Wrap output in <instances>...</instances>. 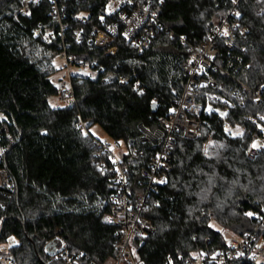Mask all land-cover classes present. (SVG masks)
<instances>
[{
	"label": "trees",
	"instance_id": "obj_1",
	"mask_svg": "<svg viewBox=\"0 0 264 264\" xmlns=\"http://www.w3.org/2000/svg\"><path fill=\"white\" fill-rule=\"evenodd\" d=\"M135 1L157 11L161 27L142 51L119 32L113 40L117 52L107 53L87 42L93 29L102 27L107 0H58L65 7L63 33L52 20L51 0L32 3L27 15L21 13L24 0H0V241L17 238L11 254L19 264L56 263L44 250L56 235L67 240L71 252L111 264L119 237V228L107 219L112 174L100 167L98 137L88 129L99 123L114 142L125 143L135 190L141 168L156 150L141 139L139 125L155 129L181 98L187 80L183 63L206 40L209 26L234 7L246 32L237 35L233 49L220 44L217 62L231 73H216L221 79L216 90L235 101L234 125L256 128L247 117L264 112L251 92L264 87V0ZM77 13H88V20H78ZM79 26L80 41L74 34ZM48 30L55 31L52 41L44 38ZM64 48L103 71L75 72L74 99L54 105L50 98L58 97V84L52 75ZM203 117L198 137L175 133L167 182L142 211L156 226L154 233L135 238L146 264H165L177 252L226 248L227 236L215 223L243 232L264 217V149L249 158L247 132L232 135L216 114Z\"/></svg>",
	"mask_w": 264,
	"mask_h": 264
},
{
	"label": "built area",
	"instance_id": "obj_2",
	"mask_svg": "<svg viewBox=\"0 0 264 264\" xmlns=\"http://www.w3.org/2000/svg\"><path fill=\"white\" fill-rule=\"evenodd\" d=\"M41 0H24L21 9L23 15L30 11L32 3ZM52 20L60 24L61 33L67 29L63 21L65 7L59 5L58 0H51ZM240 11L234 7L227 14L222 15L209 26L206 40L196 46L187 61L183 63V69L187 73V80L180 99L173 104L169 112L159 117V125L150 129L143 123L139 125L141 139L151 142L156 148L150 156L148 166L141 168L139 186L131 188V176L125 158L129 156L126 146L124 152L117 151L116 146L121 143H113L98 137L96 140L99 151L97 153L100 167L112 174V191L109 199L111 212L108 221L119 228L116 240V251L111 264H146L138 255L136 237H144L156 231L153 221L142 214L148 206L147 199L159 190V186L167 182L166 172L172 168V150L176 142V132H182L189 138H196L202 133L203 115L216 114L223 120L225 131L232 135L247 132L251 142L246 150V155L254 159L264 149V112L249 114L247 119L256 128H247L243 125H234L230 116L235 106V101L228 95L222 94L216 88L221 79L216 76L219 71L224 74L231 73L223 62H217L220 54V44L228 49L236 47L237 35L245 34L246 27L241 26ZM102 27L95 28L87 36V42L105 49L107 53H116L118 46L114 43V37L121 32L124 37L132 41L139 51L147 44L150 35L154 34L156 27H161L159 13L148 4H138L135 0H107L102 16ZM75 18L82 22L88 20V13H77ZM44 24L34 31V36H39ZM76 38L83 39L81 26L74 30ZM44 38L52 41L55 31L48 30ZM62 56L64 66L67 67V78L58 84V98L61 102L69 103L74 99L73 74L99 73L102 67H96V62L91 64L84 60H77L76 55L70 54L64 48ZM72 67L76 70L73 71ZM221 67V68H219ZM215 73V74H214ZM123 80V79H122ZM140 87V83H136ZM247 90V85H242ZM264 87L251 90L255 103L264 105ZM234 89V92H238ZM234 96L236 94H233ZM86 129L89 122L82 123ZM125 144V143H124ZM206 145V144H205ZM254 145H256L254 147ZM227 236L226 248L199 250L185 256L177 252L176 256L170 255L165 264H235L238 261H247L252 264H264V217L259 216L256 224L243 232H236L225 227ZM17 244V238L13 235L0 241V264H19L11 254V248ZM47 254L56 259L54 264H98L84 256L80 252H71L67 240L56 235L48 239L44 244ZM58 261H61L60 263Z\"/></svg>",
	"mask_w": 264,
	"mask_h": 264
},
{
	"label": "rangeland",
	"instance_id": "obj_3",
	"mask_svg": "<svg viewBox=\"0 0 264 264\" xmlns=\"http://www.w3.org/2000/svg\"><path fill=\"white\" fill-rule=\"evenodd\" d=\"M55 61H56V65L59 67V70L52 75V78L57 84H59L60 83L59 82V78H61V77L67 78L66 77L67 76V67L64 66V58H63L62 55H59L56 58ZM72 70L75 71L76 68L72 67ZM50 99H51V102L54 105L63 104V102H61L57 96H52ZM88 130H89V132H91L96 137H99V138H101L103 140H106L108 142L113 143V140L111 139V137L107 134V132L102 128V126L99 123H94L92 126L89 127ZM114 147H116L117 151H122V152H124L125 149H126V146H125L124 142H121V144L118 145V146H116L114 144ZM215 226L218 227V228H221L224 231H226L225 227L221 226L220 224H216L215 223ZM230 229L231 228H229V230ZM231 231H233V230H231Z\"/></svg>",
	"mask_w": 264,
	"mask_h": 264
},
{
	"label": "water",
	"instance_id": "obj_4",
	"mask_svg": "<svg viewBox=\"0 0 264 264\" xmlns=\"http://www.w3.org/2000/svg\"><path fill=\"white\" fill-rule=\"evenodd\" d=\"M153 108L155 109L156 108V106H157V103L156 102H153Z\"/></svg>",
	"mask_w": 264,
	"mask_h": 264
},
{
	"label": "snow or ice",
	"instance_id": "obj_5",
	"mask_svg": "<svg viewBox=\"0 0 264 264\" xmlns=\"http://www.w3.org/2000/svg\"><path fill=\"white\" fill-rule=\"evenodd\" d=\"M256 145H254V147H255Z\"/></svg>",
	"mask_w": 264,
	"mask_h": 264
}]
</instances>
